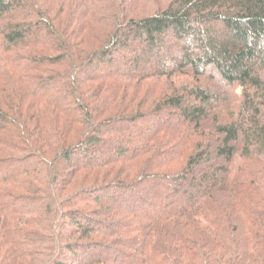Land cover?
I'll list each match as a JSON object with an SVG mask.
<instances>
[{
	"label": "trees",
	"instance_id": "16d2710c",
	"mask_svg": "<svg viewBox=\"0 0 264 264\" xmlns=\"http://www.w3.org/2000/svg\"><path fill=\"white\" fill-rule=\"evenodd\" d=\"M0 264H264V0H0Z\"/></svg>",
	"mask_w": 264,
	"mask_h": 264
},
{
	"label": "rangeland",
	"instance_id": "374dc122",
	"mask_svg": "<svg viewBox=\"0 0 264 264\" xmlns=\"http://www.w3.org/2000/svg\"><path fill=\"white\" fill-rule=\"evenodd\" d=\"M147 191H149V192H153V190H151V189H147Z\"/></svg>",
	"mask_w": 264,
	"mask_h": 264
}]
</instances>
